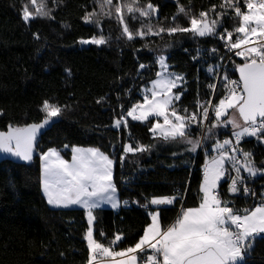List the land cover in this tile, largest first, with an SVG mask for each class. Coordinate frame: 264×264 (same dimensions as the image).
<instances>
[{
    "label": "trees",
    "instance_id": "1",
    "mask_svg": "<svg viewBox=\"0 0 264 264\" xmlns=\"http://www.w3.org/2000/svg\"><path fill=\"white\" fill-rule=\"evenodd\" d=\"M139 2L145 5L149 0ZM150 2L158 6L150 21L155 27L171 26L174 15L175 23L189 26L188 17L177 15V0ZM221 3L222 0H179L189 16L198 17L205 11L209 18L215 15L210 11L212 6L216 5L219 12ZM25 4L35 11L30 0H0V110H3L0 131H7L9 125L40 122L44 118L41 108L45 100L61 106L63 111L37 139L32 161L7 159L0 163V264H87L89 250L84 238L89 226L87 212L52 208L48 204L42 192L39 154L54 147L64 159L71 160L74 146L99 148L116 161L114 181L121 202L139 201L144 205L154 196L185 193L182 201L159 208L161 226L167 228L176 221L182 207L199 206L203 179L199 167L215 140L208 139L195 153H190L185 151L187 145L154 136L150 128L156 119L140 123L126 118L127 127L120 129L111 125L122 113L126 116L133 105L142 102L141 91L156 79L159 71L156 59L161 54L167 55L170 70L186 79L179 90L183 95L175 107L195 111L197 99L205 101L211 97L207 85L214 78L207 69L227 57L224 41L193 38L188 33L169 36L166 32L136 36L128 41L122 36V25L115 16L101 15V27L83 19L86 12L100 11L95 0H48L54 19L35 18L25 23L22 19ZM240 6L244 10L242 3ZM125 20L133 32L142 22H149L133 20L126 11ZM238 25L239 20L229 10L217 31L224 28L232 31ZM100 35L108 43L90 46L80 43ZM212 48L217 49L216 53L205 51ZM197 49L200 55L194 60ZM140 64L147 67L140 69ZM192 133L199 137L200 129L192 126ZM225 138H232L230 125L217 129L216 139ZM128 143L133 147L139 144L152 147L147 152L129 153L121 163L123 145ZM239 147L252 152L257 166L264 165V142L246 139ZM227 188V183L220 184L221 199L233 201L236 209H254L262 202L258 194L244 199ZM256 188H264V175ZM149 206V211L157 210ZM149 211L135 207L116 211L95 209L94 238L108 246L119 233L122 240L117 243V251L134 246L151 223ZM247 264H264V239L258 237L254 241Z\"/></svg>",
    "mask_w": 264,
    "mask_h": 264
},
{
    "label": "snow or ice",
    "instance_id": "2",
    "mask_svg": "<svg viewBox=\"0 0 264 264\" xmlns=\"http://www.w3.org/2000/svg\"><path fill=\"white\" fill-rule=\"evenodd\" d=\"M95 2L100 11L86 12L83 19L101 27V15L106 18L115 16L122 25V36L128 41L136 36L143 38L165 32L169 36L188 33L193 38L213 37L224 41L225 47L243 60L236 65L239 80L229 79L225 72L221 81L215 68L209 66L207 71L216 76L217 82H222L226 94L215 104L211 99H197L195 111L177 109L175 102L180 100L183 91L173 90L183 88L186 79L182 74L169 71L167 57L161 54L156 59L160 71L156 73V79L151 81V87L143 90V103L133 105L126 112V116L135 121H147L149 116L163 117V123L157 119L150 131L166 142L187 145L185 151L190 153H195L208 139L215 140L213 149L216 155L210 158L203 169L199 206L186 209L182 207L176 221L167 228L161 226L159 206L182 201L185 195L183 192L154 196L142 205L145 209L149 205L157 206V210L148 212L151 223L134 246L115 250L117 242L122 240L119 233L115 234L108 246L94 238L93 211L104 203L110 204L112 208H117L120 203L114 181L116 161L95 147H72L71 160L64 159L54 147L39 154L41 185L48 204L57 208L78 205L86 210L89 225L84 237L89 250L87 264H105V258L107 264H247L254 241L258 237L264 239V193L261 194L262 202L254 209L241 210L234 207L233 201L222 200L218 189L224 180L225 183L230 181L227 188L230 193L242 191L244 195H255L248 187L243 173H247L248 178L264 175V165L257 166L252 152L239 147L246 137L264 142V0H243L244 10L240 6V0H222L219 5L221 11H216V5L212 6L210 11L215 13L212 18L205 11H201L198 17L189 16L188 10L179 5L177 0V15L182 13L188 17L189 26L175 23L174 15L172 25L167 28L155 27L150 22L158 11V6L150 0L145 5H141L139 0ZM30 3L35 6V11H31L27 4L22 5V19L25 23L35 18L54 19L48 0H40L39 4L37 0H30ZM229 10L239 20V25L232 31L224 28L222 32H218L217 29L222 27L223 17ZM125 11L133 20L147 19L149 22H142L140 28L133 32L125 20ZM36 38L39 39V34H36ZM80 43L103 45L108 40L100 35L98 38L81 40ZM196 51L194 60L200 55V49ZM205 51L216 53L217 49ZM146 67L145 64L139 65L140 69ZM207 87L214 94L216 84H208ZM41 111L44 118L38 123L15 127L9 125L7 131H0V153L23 161L33 160L41 129L50 126L54 122L53 118L60 116L63 109L45 100ZM210 112L214 114L212 120L209 119ZM2 114L3 110H0V115ZM126 116L122 113L119 118L114 119L111 126L115 129L127 127ZM193 125L202 130V135H193ZM229 125L232 138L222 141L216 139L217 129L228 128ZM64 147L68 148V145ZM151 147L125 144L120 161L122 163L129 153L147 152ZM124 203L127 204L128 201ZM136 203L139 204V201Z\"/></svg>",
    "mask_w": 264,
    "mask_h": 264
},
{
    "label": "built area",
    "instance_id": "3",
    "mask_svg": "<svg viewBox=\"0 0 264 264\" xmlns=\"http://www.w3.org/2000/svg\"><path fill=\"white\" fill-rule=\"evenodd\" d=\"M240 3H242V5L244 6L243 0H240ZM223 48H224V52L227 55V57L225 59L219 61V63L214 67L215 73L220 75L221 81H222L223 74L225 72L227 73L229 79L239 80V78L235 76V74H237L236 65H239L243 62L242 58L235 56L234 51H230L227 47H225V45ZM211 75L214 78L213 83L216 84V89H215L214 94L211 90L212 94H211V97L209 99H211L212 103L215 104V103H218L219 98H222L226 94V90L223 88L222 82H217L216 76L213 73H211ZM209 99H207V100H209ZM213 115L214 114L210 112V117H209L210 120L213 119ZM193 126H196V125H193ZM200 135H202L201 129H200ZM246 139H255L257 142H259L256 138L246 137L243 140H246ZM205 155H206V159H205L204 163L199 167V172H200V175L202 178H203V169H204L205 164L210 160V158L212 156H215L216 153H215L214 149L211 148L210 150H208L205 153ZM243 175L247 178L248 187L251 188L252 191L255 194H258L261 198V194L264 193V188L259 190L256 188V185L258 184L259 178L263 175L258 174L255 178H248L247 173H243ZM223 182H225V181L223 180ZM228 183H230V181ZM239 193H240L241 197L244 199H250L252 196H254L251 194L244 195L242 191ZM122 203H123L122 207H125V208L135 207V208H140V209L146 210V211L150 210V206L148 207V209H145L142 205L137 204L136 201H131V202H128L127 204H125L124 202H122ZM180 211H181V209H180ZM116 247H117V244L115 245V250H116ZM98 259H99V257H98ZM105 261H107V258H105Z\"/></svg>",
    "mask_w": 264,
    "mask_h": 264
},
{
    "label": "rangeland",
    "instance_id": "4",
    "mask_svg": "<svg viewBox=\"0 0 264 264\" xmlns=\"http://www.w3.org/2000/svg\"><path fill=\"white\" fill-rule=\"evenodd\" d=\"M37 4H39V0H37ZM35 7V6H34ZM81 45L82 46H90V45H95V44H82L81 43ZM166 57H167V55H165ZM167 64L169 65V63H168V57H167ZM159 66V65H158ZM169 71H171V72H174V71H172V70H170V65H169V69H168ZM159 71H160V67H159ZM176 73V72H175ZM151 87V82L146 86V87H144L143 89H142V91H141V97H142V102H140V103H143V90L145 89V88H150ZM180 89H174L173 91L174 92H176V91H179ZM182 97V96H181ZM181 99V98H180ZM178 101H176L175 102V104L177 103ZM230 112H231V110H229ZM126 118H129V119H131L132 120V118L131 117H127L126 116ZM151 119H159V120H161L160 122L161 123H163V117H154V116H149V118H148V120L147 121H149V120H151ZM133 121H135V120H133ZM135 122H140V123H144V122H146V121H135ZM157 136H159V135H157ZM81 148H84V147H81ZM86 149V148H85ZM223 182V180L221 181V183ZM220 183V184H221ZM118 194V193H117ZM236 194H239V193H236ZM43 195H44V197H45V194H44V192H43ZM117 198H118V195H117ZM119 200V199H118ZM119 205H120V203H119ZM54 208H57V207H54ZM61 208V207H60ZM61 209H83L82 207H80V206H78V205H72V206H70V207H68V208H61ZM97 209H103V210H107V209H111V210H118L119 208H112L111 206H110V204L108 205V206H101L100 208H97ZM83 210H85V209H83Z\"/></svg>",
    "mask_w": 264,
    "mask_h": 264
},
{
    "label": "water",
    "instance_id": "5",
    "mask_svg": "<svg viewBox=\"0 0 264 264\" xmlns=\"http://www.w3.org/2000/svg\"><path fill=\"white\" fill-rule=\"evenodd\" d=\"M237 76H238V78H239V72H238V70H237ZM51 124H52V123H51ZM51 124H50V126H51ZM50 126H47L46 128L41 129V132H40V134L38 135L37 139H38L41 135H43V134H44V133L50 128ZM33 156H34V153H33ZM7 159H11V160L18 161V162H27V161L20 160L19 158H16V157H11V156H9V155H7V154H4V153H0V163H1L2 161H4V160H7Z\"/></svg>",
    "mask_w": 264,
    "mask_h": 264
},
{
    "label": "crops",
    "instance_id": "6",
    "mask_svg": "<svg viewBox=\"0 0 264 264\" xmlns=\"http://www.w3.org/2000/svg\"><path fill=\"white\" fill-rule=\"evenodd\" d=\"M42 192H43V190H42ZM118 195V194H117ZM45 199L47 200V198H46V196H45ZM118 199H119V196H118ZM119 202H120V205L117 207V208H121L122 207V205H123V203L121 202V200L119 199ZM109 204L108 203H104V204H102L101 206H108ZM174 205V204H173ZM52 208H54V206H52V205H50ZM111 206V205H110ZM172 205H169V206H159V208H162V207H171ZM154 209H157V206H152ZM61 208H63V207H61ZM60 208V209H61ZM116 209V208H115ZM105 264H107V261H105Z\"/></svg>",
    "mask_w": 264,
    "mask_h": 264
}]
</instances>
